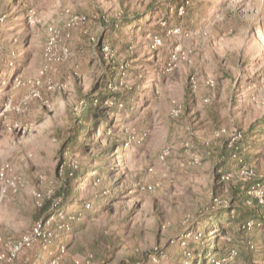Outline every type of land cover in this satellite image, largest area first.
I'll return each instance as SVG.
<instances>
[{
	"label": "rangeland",
	"instance_id": "rangeland-1",
	"mask_svg": "<svg viewBox=\"0 0 264 264\" xmlns=\"http://www.w3.org/2000/svg\"><path fill=\"white\" fill-rule=\"evenodd\" d=\"M174 1L0 0V237L31 234L68 173L83 202L43 232L48 251L39 241L0 264H179L190 240L242 244L231 223L205 239L192 224L232 199L238 166L223 151L234 137L264 175V0ZM152 7L149 23L113 33ZM71 15L89 22L68 28ZM50 27L70 51L60 62L45 58ZM115 92L123 100L95 102ZM88 98L116 110L78 135ZM249 236L264 256L263 228Z\"/></svg>",
	"mask_w": 264,
	"mask_h": 264
},
{
	"label": "trees",
	"instance_id": "trees-1",
	"mask_svg": "<svg viewBox=\"0 0 264 264\" xmlns=\"http://www.w3.org/2000/svg\"><path fill=\"white\" fill-rule=\"evenodd\" d=\"M171 4V8L175 7L177 9L178 6L184 4V1L175 0ZM156 8H158L160 12H165L166 15H168L170 12V7H166L165 5H157ZM156 8H149L145 13L134 16V19L126 18L125 21H122L120 25H118V27H113V33L118 29L120 30L137 20L144 21V24H147V22L149 23L150 21H147L148 16H150V14ZM144 31L145 29L142 28V32ZM118 76V74H114L112 76H108L106 80L108 81V78H110L112 81H114V78ZM109 98H112L111 100L115 101L123 100L121 99L122 97L120 92H115L105 94L103 93L95 99V102H100L101 104H103L104 101H107ZM95 102L92 98L85 99V102L83 103L81 108L80 118L78 119V135L83 132H85L86 134L89 132V129L85 128L84 124L90 122L91 117H99L105 121L107 120V114L104 110H116L112 107L104 108L101 105H95ZM242 141L243 140L241 139L239 142V147L240 144L242 145ZM224 149L226 150L223 151V154L224 156H227L226 159L229 160L230 158H232V151L228 149L227 145L224 146ZM239 151L241 152V148L239 149ZM226 159H224L223 163L221 164L224 170L227 169ZM77 178L78 176L73 178L71 177L70 173H68L67 180L64 183V186H62L57 198L42 209V212L40 213V220H45L50 215L63 212L70 207H72V209L68 213H65V216H71L75 213L76 208L83 204L82 200L79 201L78 199L79 189L78 185H76ZM248 187L249 182L247 181H243L240 179L236 182H233L231 185L232 199L227 204V206L223 207V209L211 211L208 215L201 216L200 219H196L194 224H192V231H196V233L202 231L200 232V234H202L203 238L205 239L213 230H219L221 232L223 221L231 223L232 226L235 225L237 227V233L243 235V241L241 242L242 244L244 243V245H242L240 241H237L235 239L231 240L229 243L216 242L214 244L204 243L203 240L199 242L190 240L187 241L186 244L188 251L186 254L182 255V259L179 264H228L226 263V260L230 257L233 251L237 252L236 259L243 260L244 264H261V262H264L263 255L255 254V247L252 244L254 240L249 236L250 233H252L255 229L251 231L247 227V223L251 220L261 222L263 224L264 235V205H259L256 200L251 199V197L248 196ZM248 201H251V205H248ZM74 202L76 204H74ZM233 213L235 215H232ZM251 246H253V248ZM35 247L36 245L31 249H34ZM151 254L158 255L157 252H152ZM131 264L139 263L134 261L131 262Z\"/></svg>",
	"mask_w": 264,
	"mask_h": 264
},
{
	"label": "built area",
	"instance_id": "built-area-1",
	"mask_svg": "<svg viewBox=\"0 0 264 264\" xmlns=\"http://www.w3.org/2000/svg\"><path fill=\"white\" fill-rule=\"evenodd\" d=\"M89 22L88 18L84 15H71L69 17L68 22V28H74L78 26H83ZM49 31V38L45 49V58L48 62H60L62 60H65L69 54L70 51L67 48L60 47V35L56 28L50 27L48 29ZM90 41L94 43L96 41L95 37L90 38ZM194 84V82H193ZM180 111L175 112V116L179 115ZM240 138V139H239ZM241 140V134L239 136H236L228 143L227 147L232 151V158L236 162L238 168H237V174L238 177L243 180L249 182V187L247 189L248 196L251 197V199H254L257 201L259 205H264V175H259L255 169H253L251 166L247 164V162L244 161L243 157L240 155V147L239 142ZM187 147L190 145L187 144ZM172 148L166 147L162 153L160 154L158 161L159 163H164L167 161V159L171 156ZM192 162L194 164L200 163V157L197 154H193L191 156ZM222 180L225 182L230 181L231 175L230 174H222ZM248 205H251V201L247 202ZM227 202L223 203V206H227ZM65 215L62 213H56L52 214L49 217H47L45 220H41L38 222V224L33 229L32 233L29 235H23L17 240H5L2 237H0V248L3 246L7 249L8 253H2L0 252V260H6L8 262H12L16 259L17 255L24 251L31 249L36 243L41 241L42 248L44 250H49V244L47 243V236L46 234H43L44 231H46V228L48 226L54 225L57 221H62V219H65ZM247 227L249 230H254L256 228L261 229L263 228V224L261 222H256L254 220H251L247 223ZM59 229H62L64 231L70 230V225L67 223V221H63L61 225L58 226ZM48 244V245H47ZM253 248V246H251ZM237 256V252L233 251L230 255V257L226 260V263L232 264L233 260ZM53 263H56V260H54ZM131 264V263H129ZM220 264V263H216Z\"/></svg>",
	"mask_w": 264,
	"mask_h": 264
}]
</instances>
